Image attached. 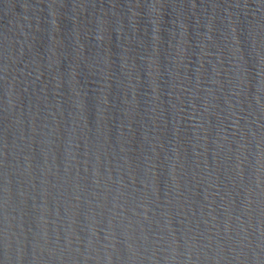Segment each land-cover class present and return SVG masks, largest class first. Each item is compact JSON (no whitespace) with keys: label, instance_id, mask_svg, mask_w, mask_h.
<instances>
[{"label":"water","instance_id":"obj_1","mask_svg":"<svg viewBox=\"0 0 264 264\" xmlns=\"http://www.w3.org/2000/svg\"><path fill=\"white\" fill-rule=\"evenodd\" d=\"M0 264H264V0H0Z\"/></svg>","mask_w":264,"mask_h":264}]
</instances>
